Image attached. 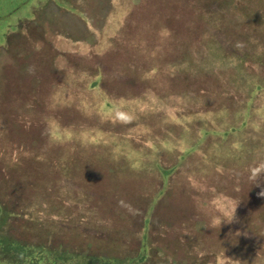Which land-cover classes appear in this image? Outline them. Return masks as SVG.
Listing matches in <instances>:
<instances>
[{
    "label": "rangeland",
    "instance_id": "rangeland-1",
    "mask_svg": "<svg viewBox=\"0 0 264 264\" xmlns=\"http://www.w3.org/2000/svg\"><path fill=\"white\" fill-rule=\"evenodd\" d=\"M217 6L0 0L1 239L69 251L89 244L86 251L104 259H125L140 252L145 231L148 252L138 264H264L260 154L238 162L214 147L209 158L201 143L186 153L202 123L223 129L232 114L193 113L217 107L221 92L231 111L241 106L245 92L231 86L236 70L264 76V60L239 67L217 61L209 43L232 54L254 38L264 44V27L259 35L240 27V36L228 23L229 36L215 40ZM82 35L92 51L62 50L67 38L75 43ZM190 59L191 71L183 63ZM176 61L188 65L184 72ZM214 218L221 225L212 226Z\"/></svg>",
    "mask_w": 264,
    "mask_h": 264
},
{
    "label": "trees",
    "instance_id": "trees-1",
    "mask_svg": "<svg viewBox=\"0 0 264 264\" xmlns=\"http://www.w3.org/2000/svg\"><path fill=\"white\" fill-rule=\"evenodd\" d=\"M213 2H217V7L220 8L215 12V15H212L214 17H212L210 21V23L214 24V27L219 31L215 40L219 41L220 39L218 36L220 35H224L223 37L229 36L227 35V33H229L228 31H230L228 24L235 26L234 33L239 32L238 35L240 36L245 34L240 28H243L244 26H247L245 27L246 29L251 32L254 31L258 35L260 33L263 34L264 12L260 7L264 5H258L261 4L258 3V1L257 3H245V1L240 2V7H235L230 0H213ZM256 8H259L260 10H257ZM236 17L239 19L233 24V21H230V19L235 20ZM221 29L225 34L221 32ZM167 32L168 34H172L169 33V30H167ZM234 37L236 39L238 38L237 35H232V38ZM252 43L254 45L251 47ZM208 45L214 50V54L218 59L217 61L222 67H229L231 65L237 67L238 63H246V61L260 63L264 60V44L257 38H254L251 41L250 48H246L247 50H244V47H235V50L239 51V53L235 54L223 50L219 42H213L212 45L209 43ZM232 46H234V44ZM192 61L193 60L191 59L187 61L183 60L184 64L189 63L188 69L190 71L191 67L194 65H192ZM196 65H198V63H196ZM186 66L188 65L183 66L182 63L178 62L176 67L177 73L180 71L184 72ZM220 70L225 69L222 68ZM162 71H166V74L169 73L168 68L166 67H163ZM187 72L189 71L187 70ZM164 76L166 75L163 74V77ZM233 78H235V81ZM233 85L235 86V90L239 87L245 92L243 101H241V106L236 109L232 108L233 110L231 111L225 103L229 100L226 96L228 92H225V94L224 92H221L217 99L222 101L217 107L215 105V108L213 107L212 110L209 109L204 111V114H200V112L193 113L195 117L201 119L204 116H219V112L223 110H225V112H222L223 118L228 113L227 111H230L232 114L228 118L229 122L226 121L227 123L223 125V129H213L210 127V130L207 127H203L202 125H204V123H202L200 129H197V132L193 137L192 141L194 142V145L190 146L191 149H187L186 153H194L199 143H201L210 148L208 154L209 158L211 157L212 150H215V147L218 151L223 149V154L226 158L231 160L236 158L238 159L236 160L238 162H241L240 159L243 161H254V158L259 159L261 157L264 161V115L259 113V110L264 108V76L248 73L245 70V67H241L239 71L236 70L235 75L232 74L231 86ZM260 100L262 102L261 104H259ZM128 105H130V103ZM239 122L240 125L238 126ZM245 130L249 134L245 133ZM209 133H213V136H218L219 139H211L208 136ZM215 160H218V158H215ZM148 220L149 218L146 217L144 220L145 225H148ZM249 230H251V233L253 234H259L261 231H259L258 227L254 225H251V229ZM148 236L149 234L144 231V234L141 237L140 252L136 253L135 256H129L125 259H104L102 256H99L94 252L86 251L89 249L86 248L89 244L80 245L69 251V249L49 246L48 243H41L38 245L32 243L23 244L15 240L4 241L0 238V264H138L146 259L145 253L148 252ZM65 248L69 247L66 246Z\"/></svg>",
    "mask_w": 264,
    "mask_h": 264
},
{
    "label": "crops",
    "instance_id": "crops-1",
    "mask_svg": "<svg viewBox=\"0 0 264 264\" xmlns=\"http://www.w3.org/2000/svg\"><path fill=\"white\" fill-rule=\"evenodd\" d=\"M214 12H216V11H214ZM81 24H82V27H85V28H88V26H89V24L87 23V22H83V20H82V22H81ZM58 37H60V40H62L63 38H64V36H62V35H59ZM73 40H75L76 42L75 43H73L72 41H70L68 38L66 39V42H68L67 44L69 45V46H67L68 48H66V49H62V50H64V51H66V52H69V53H74V52H84V53H86V52H88V51H92L93 50V44L90 46V42H88L87 41V38H85V35H82V37H81V39L80 40H78V39H73ZM58 42H60L61 43V41H58ZM65 42V43H66ZM70 42V43H69ZM135 42H131V44L133 45ZM131 44H129L128 46L130 47L129 49L130 50H134L133 48H132V45ZM79 45V46H78ZM66 46V45H65ZM57 48V47H56ZM86 51V52H85ZM98 55V54H97ZM98 57V56H97ZM97 74V73H96ZM98 75V74H97ZM255 163V162H254ZM255 164H257V163H255ZM251 168H256L255 166H250L249 165V167H247L246 169H251ZM246 169H244V170H246Z\"/></svg>",
    "mask_w": 264,
    "mask_h": 264
},
{
    "label": "clouds",
    "instance_id": "clouds-1",
    "mask_svg": "<svg viewBox=\"0 0 264 264\" xmlns=\"http://www.w3.org/2000/svg\"><path fill=\"white\" fill-rule=\"evenodd\" d=\"M259 195L260 196H264V187H262L261 192L259 193ZM234 213H235V208L233 207L231 212H228V213L225 214L227 216V219H228L229 223L232 222ZM221 223H222V221L219 218H214L212 220V226H214V227L221 225Z\"/></svg>",
    "mask_w": 264,
    "mask_h": 264
}]
</instances>
